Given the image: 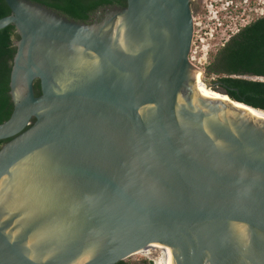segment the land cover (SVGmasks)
Returning a JSON list of instances; mask_svg holds the SVG:
<instances>
[{"label": "water", "instance_id": "obj_1", "mask_svg": "<svg viewBox=\"0 0 264 264\" xmlns=\"http://www.w3.org/2000/svg\"><path fill=\"white\" fill-rule=\"evenodd\" d=\"M4 1L0 264H114L155 241L176 264H264V111L196 91L190 0H125L90 23ZM26 174L54 184L26 201Z\"/></svg>", "mask_w": 264, "mask_h": 264}, {"label": "trees", "instance_id": "obj_2", "mask_svg": "<svg viewBox=\"0 0 264 264\" xmlns=\"http://www.w3.org/2000/svg\"><path fill=\"white\" fill-rule=\"evenodd\" d=\"M45 4L67 18L87 21L90 15L106 5L124 6L125 0H32ZM10 9L0 0V17L8 15ZM13 24L0 29V123L12 111L9 95V75L15 53L13 40L17 39ZM214 82L225 89L230 99L243 102L264 111V16L257 18L233 34L219 49L210 63ZM35 94H39L38 83H34ZM0 140V146L6 141ZM114 264H132L120 260Z\"/></svg>", "mask_w": 264, "mask_h": 264}, {"label": "flooded vegetation", "instance_id": "obj_3", "mask_svg": "<svg viewBox=\"0 0 264 264\" xmlns=\"http://www.w3.org/2000/svg\"><path fill=\"white\" fill-rule=\"evenodd\" d=\"M259 2L260 0H190L192 39L189 51V61L197 59L198 54L201 52L199 49L200 44L197 39L194 38L193 34L195 27L194 21L198 20L200 21V24H202L200 28L201 34L202 32H205L203 30H206L211 26L217 27V20L221 22V27H218L216 31L217 38L214 40V43L219 45L220 49L226 44L228 39L242 27L261 16H264V7L260 8ZM106 6L97 9L90 15V18L86 22L90 23L99 17V11ZM224 31H226V35H229V38L220 44L219 38L222 37ZM35 83H38L37 80ZM217 85L219 88L224 89L219 84Z\"/></svg>", "mask_w": 264, "mask_h": 264}, {"label": "bare ground", "instance_id": "obj_4", "mask_svg": "<svg viewBox=\"0 0 264 264\" xmlns=\"http://www.w3.org/2000/svg\"><path fill=\"white\" fill-rule=\"evenodd\" d=\"M81 56L78 54L76 61H81ZM194 78H195V89L196 91L203 97L208 99H220V100H227V97L219 94L215 89L211 88L203 79V76L194 69ZM150 105H145L140 109V113L143 114L144 110ZM255 112V111H254ZM257 113V112H255ZM258 118H264V114L258 112L255 114ZM50 177L41 176L37 177L36 175L29 176L28 174L21 176L18 178L17 185H22V195L24 196L26 201H32L34 198L37 197L39 191L38 188L41 187V184L48 186V184H54L48 182ZM232 236L238 246L241 249H245L248 235L247 231L238 223H233L230 225ZM148 254L155 256L156 264H176L174 252L172 247L165 241H155L148 246H145L135 252V254ZM242 259V258H241ZM154 261V262H155ZM242 264V261L240 262Z\"/></svg>", "mask_w": 264, "mask_h": 264}, {"label": "rangeland", "instance_id": "obj_5", "mask_svg": "<svg viewBox=\"0 0 264 264\" xmlns=\"http://www.w3.org/2000/svg\"><path fill=\"white\" fill-rule=\"evenodd\" d=\"M259 7H264V0H260ZM217 50L215 48H210L209 51H201L198 54L197 59L190 61L191 65L195 70L204 75V81L213 89L219 88L218 85L214 82L216 75L211 72L209 65L214 60ZM155 256L148 254H132L126 260L132 264H156ZM155 261V262H154Z\"/></svg>", "mask_w": 264, "mask_h": 264}, {"label": "built area", "instance_id": "obj_6", "mask_svg": "<svg viewBox=\"0 0 264 264\" xmlns=\"http://www.w3.org/2000/svg\"><path fill=\"white\" fill-rule=\"evenodd\" d=\"M194 24H195V27L193 30V34H194V38L197 39V41L200 44L199 49L201 51H204V52L209 51L210 48H215V50H218L220 46L215 44L214 40L217 38L216 31H217L218 27H221V22L219 20H217V23H216L217 27L211 26V27L207 28L206 30H203L205 32H202V34L200 33V28L202 25V24H200V21L196 20V21H194ZM228 38H229V35H226V31H224L222 37L219 38L220 44H222ZM202 76L204 78L203 74H202Z\"/></svg>", "mask_w": 264, "mask_h": 264}]
</instances>
